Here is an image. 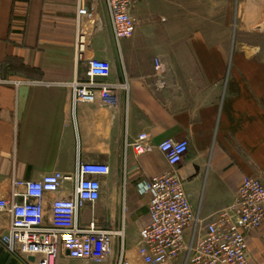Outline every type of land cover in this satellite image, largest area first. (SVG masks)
<instances>
[{"label": "crops", "instance_id": "crops-1", "mask_svg": "<svg viewBox=\"0 0 264 264\" xmlns=\"http://www.w3.org/2000/svg\"><path fill=\"white\" fill-rule=\"evenodd\" d=\"M76 8V0H0V199L11 200L13 181L55 172L70 177L58 195L68 197L79 163L104 164L100 199L79 219L122 237L106 261L76 264H117L121 252L143 264L137 245L149 223L146 183L170 170L157 150L162 141H187L177 173L202 220L232 205L244 178L264 186V51L258 39L227 34V0H141L130 10L135 30L155 15L160 25L119 42L99 3L86 59L111 64L96 83L117 88L115 103L73 108L71 87L88 81L86 63L75 62ZM141 134L153 149L135 156L130 145ZM9 223L0 211V237ZM0 264L24 262L0 244ZM163 264L190 263L183 255ZM246 264H264V222L248 236Z\"/></svg>", "mask_w": 264, "mask_h": 264}, {"label": "built area", "instance_id": "built-area-1", "mask_svg": "<svg viewBox=\"0 0 264 264\" xmlns=\"http://www.w3.org/2000/svg\"><path fill=\"white\" fill-rule=\"evenodd\" d=\"M139 1L76 0L75 62L86 63L88 81L71 87L73 108L77 103H115L113 92L117 88L96 83L97 79L109 77L111 64L104 59H86L93 7L106 5L119 42L134 34L130 10ZM154 68L160 76L163 71L158 60L154 61ZM130 148L135 156H141L153 146L148 135L141 134ZM187 149L185 140H164L157 146L170 170L146 183L149 223L140 232L139 259L143 264H163L186 255L190 264H246L248 236L264 222V186L258 179L244 178L233 204L202 220L192 210L177 173ZM108 174L109 168L104 164L79 163L68 197L58 195L61 183L70 177L57 172L35 181H13L11 200L0 199V211L10 218L6 233L0 237L4 251L24 264H56L61 257L85 263L106 261L112 255L113 241L122 237L121 231L100 227L93 219L82 225L79 216L84 208L93 213L100 199V178ZM18 187L24 188L23 193L16 191ZM48 197L51 198L47 202ZM189 228L192 232L187 242L185 231ZM117 264H130L124 260L123 252Z\"/></svg>", "mask_w": 264, "mask_h": 264}, {"label": "rangeland", "instance_id": "rangeland-1", "mask_svg": "<svg viewBox=\"0 0 264 264\" xmlns=\"http://www.w3.org/2000/svg\"><path fill=\"white\" fill-rule=\"evenodd\" d=\"M262 6H264V0H227V34L233 37L243 35L258 39L259 42H257V44L259 45L256 46L262 47L264 51V8L262 9ZM205 14L207 13H201V16ZM204 19L207 21V17ZM150 24L152 26L160 25L159 17L155 15L151 19L149 17L147 21L140 23L135 30L134 38L146 36V32L151 27ZM61 258L63 259L65 257ZM60 259H58V261ZM68 261H70L71 264L80 262L73 260Z\"/></svg>", "mask_w": 264, "mask_h": 264}, {"label": "water", "instance_id": "water-1", "mask_svg": "<svg viewBox=\"0 0 264 264\" xmlns=\"http://www.w3.org/2000/svg\"><path fill=\"white\" fill-rule=\"evenodd\" d=\"M29 261H31V262H32V261H33V259H32V258H30V259H29Z\"/></svg>", "mask_w": 264, "mask_h": 264}, {"label": "flooded vegetation", "instance_id": "flooded-vegetation-1", "mask_svg": "<svg viewBox=\"0 0 264 264\" xmlns=\"http://www.w3.org/2000/svg\"><path fill=\"white\" fill-rule=\"evenodd\" d=\"M264 8V6H262V9Z\"/></svg>", "mask_w": 264, "mask_h": 264}]
</instances>
